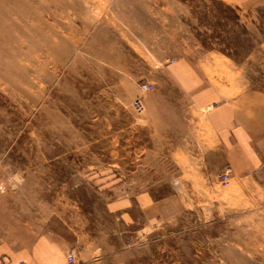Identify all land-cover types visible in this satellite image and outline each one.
I'll use <instances>...</instances> for the list:
<instances>
[{
  "label": "rangeland",
  "instance_id": "374dc122",
  "mask_svg": "<svg viewBox=\"0 0 264 264\" xmlns=\"http://www.w3.org/2000/svg\"><path fill=\"white\" fill-rule=\"evenodd\" d=\"M186 62L233 92L264 90V0H0V193L25 238L59 224L79 264H264V166L240 191L228 164L204 169L202 136L193 159L150 135L144 96ZM145 159L182 176L143 182ZM152 190L169 192L160 220L120 211L127 229L109 214L118 192Z\"/></svg>",
  "mask_w": 264,
  "mask_h": 264
},
{
  "label": "crops",
  "instance_id": "0c3cea01",
  "mask_svg": "<svg viewBox=\"0 0 264 264\" xmlns=\"http://www.w3.org/2000/svg\"><path fill=\"white\" fill-rule=\"evenodd\" d=\"M169 72H173V77L166 81L171 84L170 88H164L163 83H160L155 93L144 96L147 106L151 107L153 101L154 107L158 109L150 114V119L154 121L149 128V132H152L150 135L174 136V140H166V144L172 146L167 147L168 151L190 153L193 159L195 153H199L198 137L202 136L200 145L206 150L204 169L214 174L221 166L228 164L233 171L235 187L243 191L241 176L254 173L264 166V90L247 87L233 92L231 86L216 84L202 68L192 62L175 64ZM169 112L180 116L181 128L176 127L175 123L171 128L168 126L166 114ZM155 121H158L157 127ZM200 122L206 130L200 128ZM156 128L158 132H154ZM141 151H146V148ZM142 166L145 170L153 168V172L158 174L154 175L151 169L143 172V182L146 177L152 176L147 180L148 184H174L178 181L176 178L182 176L179 172L182 167L178 165H175L178 170L173 175L155 170V167L161 166L168 169L163 163L145 159ZM172 176L176 178H170ZM157 192H118L108 201L107 210L117 223L127 229L129 226L120 219V211L127 213L133 210L140 219L160 220L167 210L164 203L170 196L167 191ZM3 196L0 193V256L8 258L6 264H67L68 249L77 248L68 230L53 224L49 229L36 233L32 226L33 233L25 238L23 219L18 218L16 207H10L9 210ZM126 200L132 202H122ZM76 251L75 264H79L81 252Z\"/></svg>",
  "mask_w": 264,
  "mask_h": 264
},
{
  "label": "built area",
  "instance_id": "2783aa9c",
  "mask_svg": "<svg viewBox=\"0 0 264 264\" xmlns=\"http://www.w3.org/2000/svg\"><path fill=\"white\" fill-rule=\"evenodd\" d=\"M140 88L143 91H150L153 89V84L149 82H142L140 84ZM132 107L133 110L136 113H141L143 111V105L140 101V99H135L132 102ZM231 180V169L229 167H225L220 173H219V183L222 186H227L230 183ZM8 258L6 256H0V263L1 264H6L8 262ZM67 264H75V249L70 248L67 253V258H66ZM14 264H26L25 262H19V263H14Z\"/></svg>",
  "mask_w": 264,
  "mask_h": 264
}]
</instances>
